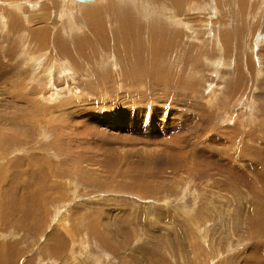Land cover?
Returning a JSON list of instances; mask_svg holds the SVG:
<instances>
[{
    "label": "rangeland",
    "instance_id": "1",
    "mask_svg": "<svg viewBox=\"0 0 264 264\" xmlns=\"http://www.w3.org/2000/svg\"><path fill=\"white\" fill-rule=\"evenodd\" d=\"M24 1L0 0V26L6 20L9 34L17 25L16 32H22L18 40L15 35L7 38L8 29L0 28V183L15 173L20 189L15 202L26 189L29 197L23 205L28 212L17 210L13 213L21 214L12 217L0 212L14 222L43 207L48 229L66 214V230L57 229L66 234V246L57 254L69 264H255L242 256L250 246L251 254L258 249L264 254V236L255 243L249 234L264 224V180L257 173L264 171V1L249 0L251 6L241 9L240 19L231 2L218 0L226 7L215 5L219 12L214 9L213 16L205 5L210 0H192L199 8H173L187 26L170 24L160 13L137 19L129 13L144 28L158 20L168 22L169 31L180 32L176 42L186 53L185 65L175 51L169 55L167 50L156 65L163 61L171 68L159 66L158 72L156 65L133 68L142 64L114 43L107 25L114 20L108 13L99 17L108 27H103L109 30L103 31L106 38L100 33L96 39L82 37L85 25L93 23L79 8L93 6V14L100 5L107 7L100 0H67L65 5L62 0H37L32 8ZM43 29L50 30L45 36L36 34ZM223 29L231 42L220 39ZM142 36L146 44L145 30ZM123 68L129 78L135 76L136 86L124 81ZM100 75L105 80L95 78ZM7 137L19 142L9 152ZM243 144L254 153L251 146H259L260 157L247 156ZM38 157L51 161L42 168L47 181L38 177ZM10 161L17 163L11 172ZM59 168L64 170L61 177ZM233 170L246 180L233 181ZM130 171L153 188L150 196L100 189L92 182L124 183ZM97 217L101 222L95 229L109 227L111 240L103 238L110 245L85 232L89 220L96 225ZM30 221L28 232L35 217ZM48 236L45 232L46 240ZM29 239L21 245H32ZM59 247L46 241L43 249ZM36 253L33 257L42 264H57L49 250L42 258Z\"/></svg>",
    "mask_w": 264,
    "mask_h": 264
},
{
    "label": "bare ground",
    "instance_id": "2",
    "mask_svg": "<svg viewBox=\"0 0 264 264\" xmlns=\"http://www.w3.org/2000/svg\"><path fill=\"white\" fill-rule=\"evenodd\" d=\"M64 1V2H63ZM78 1H81V0H78ZM87 1V0H86ZM86 1H81V2H86ZM88 1H91V0H88ZM99 1V0H98ZM231 2V4H232V6L234 5H236V9H239L238 10V15H239V18L240 19H242V16H241V14H242V10L241 9H245V6L247 5V4H249L250 5V1L249 0H247V2L246 1H244V0H236V1H234V0H224V2ZM262 1V0H261ZM264 1V0H263ZM262 1V2H263ZM6 2H7V0H6ZM9 2V1H8ZM7 2V3H8ZM24 2H26V1H24ZM36 2H40V1H37V0H28L26 3H29L31 6H29V7H34V5H33V3H36ZM66 2H67V0H62V3L61 4H63V5H65L66 4ZM100 2L101 3H99V4H105L107 7H103V5H100V9L98 8V9H95L94 10V12L95 13H93V14H91L90 13V11H91V9L93 8V6L92 7H90V6H83V7H81V8H79V10L80 9H83L82 10V12H81V14L83 15V17H85L87 20L89 19L90 20V22H92L93 24H91V25H88V26H86L85 25V28H87L86 29V31H85V33L82 35V37L83 36H94L95 37V39L96 38H98V37H100L99 36V33L100 34H104V37L106 38L107 37V34H109V30L108 29H106V28H108L109 27V29H110V33L112 34V38H114V43L116 44V43H118V44H120L119 45V48H121L124 52H126V53H128L129 54V58H134V60H135V62H141V66L140 65H135L133 68L134 69H137L138 67H139V69H140V67H142V66H145V65H149V66H155L156 65V58H161L162 56H163V53L165 52V51H167V50H169V55L172 53V51H175L176 52V55L178 56V58L180 57V59L182 60V58H183V62H181L180 64L183 66V65H185V62H184V58H185V60H186V53H185V51H184V49L182 48V46L181 45H178L177 44V42H176V39H177V37L179 36V34H180V32L178 31V28H177V31H175V32H171V31H169L168 29H169V27H167L166 26V23L168 24V22H166V21H162V22H158V20H156V22L154 21H151L150 23L151 24H149V25H145V27L146 28H144V27H142V26H140V24L138 25V23H134V21L131 19V17L129 16V13H134L135 15H133L132 16V18L134 19H137L138 17L140 18H142L143 16L145 17H151V16H156L157 15V13H160L161 15L163 14V15H165L164 17H162L164 20L166 19L167 21H169L170 22V24H174L175 26H178V25H184V26H187V24L185 23V22H182L181 21V19L182 18H180L179 16H181L180 15V13L178 12V11H174L173 10V8H175V9H179V8H181V7H187V8H199V6L197 5V3L195 2H193L192 0H100ZM224 2H221V1H218L217 0V2L216 1H214V0H210L209 2H207L205 5H206V8H208V10H209V12L211 13V15L213 14V16L215 15V12H214V9L216 8L215 7V5L216 6H219V7H224L225 6V4L226 3H224ZM261 2V3H262ZM69 3V2H68ZM109 5H108V4ZM19 4L20 3H17V4H13V6L14 7H19ZM227 4H230V3H227ZM253 4V3H252ZM264 4V3H263ZM98 5V4H97ZM233 6V7H234ZM251 6V5H250ZM264 5H261V7H263ZM54 7H56V6H54ZM200 7H202V6H200ZM219 7H218V9H219ZM222 7V8H223ZM226 7V6H225ZM260 7V6H259ZM202 8H205V7H202ZM78 9V8H77ZM218 9H215L217 12H219L218 11ZM249 9V8H248ZM203 10V9H202ZM258 10V9H257ZM66 11H69V10H66ZM92 11H93V9H92ZM91 11V12H92ZM181 11H183V10H181ZM236 11V10H235ZM244 11V10H243ZM249 11V10H248ZM0 12H2V11H0ZM73 12V11H72ZM137 12V13H136ZM260 12V11H259ZM97 13V14H96ZM101 13L103 14V13H108L109 15H111L112 16V19L114 20L113 22H111L109 19V17H108V15H107V17L109 18V19H107V20H109V22L111 23V24H107L108 25V27H107V25H106V23H105V19H104V21L102 20V18H99V17H102V15H101ZM250 13H251V10H250ZM70 14V13H69ZM182 14V13H181ZM261 14V13H260ZM1 15V14H0ZM63 15V14H62ZM73 15V14H72ZM71 15V16H72ZM101 15V16H100ZM136 15H137V18H136ZM139 15V16H138ZM161 15H159V16H161ZM74 16V15H73ZM79 16H81V15H79ZM105 14H104V18H105ZM115 16H117L118 17V19H116V17ZM70 17V16H69ZM182 17V16H181ZM156 18V17H155ZM5 19V18H4ZM14 19H16V18H14ZM144 19V18H143ZM148 19H150V18H148ZM264 19V18H263ZM2 20V19H1ZM83 20V19H82ZM87 20H83V22L85 23V21H87ZM102 20V21H101ZM259 20V19H258ZM149 21V20H148ZM224 21V20H223ZM5 22V25H1L0 26V28L2 27V30H4L5 28H10V23L9 22H7L6 20L4 21ZM138 22H139V20H138ZM226 22H228V21H226ZM8 23H9V26H8ZM159 23L160 24H162V26L165 28V29H163L160 25H159ZM146 24V23H145ZM148 24V23H147ZM178 24V25H177ZM186 24V25H185ZM209 24V23H208ZM106 26V28H104V29H106V31H107V34L105 35V30L103 29V27H105ZM110 25V26H109ZM150 25H151V27H150ZM225 22H223V24L221 25V26H224L225 27ZM170 26V25H169ZM73 27V26H72ZM84 27V26H83ZM219 27H220V25H219ZM182 28H183V26H182ZM19 29V27H18V25L16 26V27H14L13 28V30H12V32H10V34H9V30H11V29H8V30H6V32H5V34H7L6 35V37L8 38V36H11V35H15L14 36V38L16 39L19 35H20V37H21V35H22V32H16V30H18ZM206 29V28H205ZM204 29V30H205ZM208 29V28H207ZM49 31L50 29H43V30H40V31H36V34L37 33H42L41 35L42 36H45L46 35V33H47V31ZM144 30H145V32H146V36H147V40L146 41H148L146 44L143 42V41H145V39L143 38V36H142V34H143V32H144ZM209 30V29H208ZM65 30H63V32H64ZM68 32H70V30H67ZM104 31V32H103ZM51 33V32H50ZM259 33H260V31H259ZM19 34V35H18ZM57 32L54 34V36H57ZM233 34V33H232ZM245 35V34H244ZM262 35V34H261ZM81 37V36H80ZM260 37V36H259ZM151 38V39H150ZM227 33H226V29H223V31L221 32V40L224 42V41H226L227 39ZM258 38V37H257ZM149 39H150V41H149ZM216 39V38H215ZM18 40H19V37H18ZM112 40V39H111ZM229 40V39H228ZM227 40V41H228ZM134 41V42H133ZM218 40H215V43H216V47H217V49L218 50H220V44L217 42ZM137 42H139V43H141V44H138ZM229 42H231L230 40H229ZM118 44H117V46H118ZM214 45V44H213ZM214 48V47H213ZM212 48V49H213ZM60 51H62L63 52V50H60ZM40 56V55H39ZM145 56H147L148 57V59L146 60V61H144L143 60V57H145ZM173 56V55H172ZM171 56V57H172ZM44 57V56H43ZM39 59V57H34L33 56V59ZM174 58V57H173ZM32 58H31V60H33ZM40 59H42L41 57H40ZM39 59V60H40ZM45 59V58H44ZM117 59V58H116ZM118 60H119V63L118 64H120V62H122L119 58H118ZM130 60H132V59H130ZM34 61V60H33ZM36 61V60H35ZM41 61V60H40ZM42 61H43V59H42ZM216 61V60H215ZM222 61V60H221ZM133 62V61H132ZM179 62V61H178ZM134 63V62H133ZM49 64V63H48ZM61 64H63V63H61ZM76 64V63H75ZM177 64V63H176ZM67 65V64H66ZM116 65V64H115ZM62 66V65H61ZM118 66V65H117ZM161 67V68H164V67H166V68H171V64H167V63H165V62H163V61H161L158 65H156L155 67H154V71H157L156 69L158 68V67ZM175 66H177V65H175ZM160 67H159V69H160ZM192 67V66H191ZM59 68V67H58ZM50 71V72H49ZM153 71V72H154ZM160 71V70H159ZM46 72H49V73H51V70H50V68H46L45 69V73ZM61 72V71H60ZM65 72V71H64ZM158 72V71H157ZM123 79H124V81H126V82H128L129 83V81H131V83L134 85V86H136L137 85V80H136V78H135V76L133 77V79H131V78H129V76L127 75V71H126V69L125 68H123ZM105 75V74H104ZM103 75H100L99 77L98 76H96L95 78H97V80L98 81H102V79L103 80H105L104 78H105V76H103ZM95 80V79H94ZM96 80V81H97ZM95 81V82H96ZM97 81V82H98ZM120 81V80H119ZM93 82V81H92ZM158 82V81H157ZM235 84V83H234ZM127 85V84H126ZM130 86V85H129ZM128 86V87H129ZM132 86V85H131ZM236 86V85H235ZM132 88V87H131ZM18 122V121H17ZM19 125H20V122H19ZM10 129H8V131H9ZM1 131V130H0ZM8 131H7V136H12V135H10V133L8 134ZM10 131H12L11 133H14V130L13 129H11ZM16 131V130H15ZM17 133V132H16ZM4 134V133H3ZM18 134V133H17ZM17 137V136H16ZM61 137H62V135H61ZM64 137V136H63ZM14 138V137H13ZM2 139H4V138H2ZM57 139V138H56ZM59 139V138H58ZM61 139V138H60ZM19 140H20V137H19ZM5 141L7 142L6 143V145L7 146H5L6 148H8L7 150H6V152H9L11 149H12V147H16L15 146V144L16 143H19L18 142V140L15 138V140L13 141V139H12V137L10 138V137H7L6 139H5ZM58 141V140H57ZM14 145V146H13ZM18 145H20V144H18ZM17 145V146H18ZM243 145H245V144H243ZM242 145V146H243ZM254 148L257 152H252V151H250L249 149H250V146L248 145H245L244 146V149L243 150H245V153H247V156L248 155H256V157H260V152H261V148L258 146H251V148ZM262 147V146H261ZM263 148V147H262ZM15 156V155H14ZM38 156V155H37ZM250 157H252V156H250ZM15 158V157H14ZM31 158V157H30ZM170 158V157H169ZM38 159V161H37V164L39 163L40 164V166H41V174L39 173V175H38V177H39V179H41L42 178V181H47V179H45V177H47V173L45 172H42V168H46L48 165H50V163H51V161L50 160H48V161H45V159L43 158H40V157H38L37 158ZM37 159H33V160H37ZM68 159V158H67ZM170 160L171 161H173L171 158H170ZM261 160H262V158H261ZM20 161V160H19ZM70 161V160H69ZM72 161H75V159H73L72 158ZM11 162V161H10ZM8 163V168H9V172H11V171H13L12 170V168L14 167V166H16L17 165V163L16 162H11V163ZM77 162V160L75 161V163ZM71 163V162H70ZM78 163V162H77ZM63 164V163H62ZM12 165H13V167H12ZM58 167V166H57ZM64 167V166H63ZM195 167V166H194ZM211 167V166H210ZM220 167V166H219ZM223 167H224V165H223ZM48 168V167H47ZM212 168V167H211ZM225 168V167H224ZM210 169V168H209ZM56 170H58L59 171V173L61 172V174H59L58 176L59 177H61V175H64V173L62 172V171H64L63 169H56ZM259 170L260 171H258L257 173H258V175H259V178L260 179H263L264 180V176H262V174H264L263 172V170H262V168H259ZM67 172V171H66ZM44 173V174H43ZM79 173V172H78ZM235 174L236 175V177H233V174ZM232 176H230L229 174V176L232 178V180L234 181L235 180V178H238V181H240V180H246V178H245V176H242L241 177V175H243V174H241L240 172H236V171H232ZM67 174V173H66ZM83 174V173H82ZM81 174V175H82ZM52 175V174H51ZM126 175L127 176H125L124 178H125V182L124 183H119V184H116L115 182H113V181H110V180H106V182L104 183V181H103V183H102V181L100 180V179H98V181H92L93 182V184H96V183H98V185H99V187H100V189H103V188H109V189H113L114 190V192L115 191H117V190H120V191H124V192H133V193H137L138 195H142V196H145V197H148V196H150V192L152 191V187L149 185V184H147V183H145V181H144V179H139L138 180V178L136 177V175L133 173V171H130L129 173H126ZM29 176H30V178L31 179H33V178H36V174L34 173V172H30V174H29ZM129 176V177H128ZM14 177H15V173H10L9 175H8V179L5 181V182H3V183H0V184H2V186H0V210H2V209H4L6 212H7V214L6 215H9V216H14V215H19V214H21V213H18V214H15V213H13V212H15V211H20V212H24V213H26V212H28V208L26 209L25 208V206L23 205L24 204V201L27 199V197H29V195H27V194H25L26 192H28V191H26V189H22V191H21V193H22V198H21V200H19V201H17V202H15V198H16V193H19L20 194V189L18 190L16 187H17V183L14 181ZM54 177V176H53ZM63 177V176H62ZM229 178V177H228ZM31 179H30V182H31ZM51 179V178H50ZM70 179V178H69ZM79 179V178H78ZM230 179V178H229ZM52 181V180H51ZM0 182H2L1 180H0ZM50 183V182H49ZM48 183V184H49ZM73 183V182H72ZM263 184H264V182H263ZM245 185H247V184H245ZM51 186V185H50ZM59 187V186H58ZM264 187V185L263 186H261V188H263ZM50 188V187H49ZM29 188H27V190H28ZM44 190V189H43ZM258 191V190H257ZM256 191V192H257ZM29 194V193H28ZM32 194V193H31ZM37 194V193H36ZM31 196V195H30ZM259 196H262V195H258V197ZM33 198V197H32ZM35 198V197H34ZM58 198H60V195H59V197ZM28 201V200H27ZM32 201V200H31ZM62 201V200H61ZM260 201H263V199L262 198H260ZM112 202V201H111ZM29 203H31V202H29ZM28 204V203H27ZM52 204V203H51ZM82 204V203H81ZM104 204V203H103ZM84 205V204H83ZM110 205V204H109ZM28 206H30V205H28ZM79 204L77 205V206H74L73 208H72V210H75V209H78L79 208ZM82 206V205H81ZM33 208H34V206H33ZM41 208H43V207H40V209H39V211H36L37 210V208H36V210H34V211H36L34 214H32V213H30L28 216H26L27 218H28V220L30 221V218H34V215H36L37 217H39V218H41L42 219V224H43V227L44 226H46V227H48V225H46L47 223V220H48V217L47 216H45V214H44V212L42 211L43 209H41ZM85 209V208H84ZM45 210V209H44ZM68 210L69 209H67V212H68ZM81 210V209H80ZM102 210V209H101ZM29 211H32V209L30 208L29 209ZM41 211V212H40ZM70 212V211H69ZM254 212V211H253ZM43 213V214H42ZM59 213V212H58ZM57 213V214H58ZM65 213H66V211H65ZM89 213V212H88ZM84 214V212L82 213V215ZM1 215H3L1 212H0V222H2L1 221V219H3V217L1 218ZM48 215H49V213H48ZM260 215H261V213H260ZM5 216V215H4ZM35 216V217H36ZM61 216L63 217V219L62 218H60V219H58L57 220V222H53L52 224H51V226H49V229H48V231H47V235L49 234V236H48V239L46 240V241H48V243L49 244H51L53 247H56V246H59V245H61V247H59L58 249H52V248H48V250H49V252L51 253V255H56L57 254V252L58 251H60V250H62V249H60V248H64V246H66L65 245V239L63 238L64 236H62V235H64L65 233H63V234H61V233H59V229H63V231L64 230H66V228H67V220H66V214H61ZM87 216V215H86ZM95 216V215H94ZM7 217V216H6ZM91 217V216H90ZM105 217H106V215H105ZM204 217V216H203ZM96 218V217H95ZM98 218V217H97ZM104 218V217H103ZM259 218H262L263 219V216H259ZM24 219V218H23ZM246 219V218H245ZM252 219V218H251ZM24 220H26V219H24ZM34 220V219H33ZM37 220V219H36ZM40 220V219H39ZM38 220V221H39ZM101 220V218L99 219L98 218V220H96V225L95 224H93V219H90L89 221V226H87L86 227V229H88V231L87 230H85V232L87 233L88 232V234L89 235H91V236H93V234H94V236L95 235H97V238L98 239H103V242L105 241V242H107L108 244H109V239H110V237H109V227L108 226H105V225H101V227H100V229H99V227H98V229L99 230H97V229H95V228H97L96 226H97V224L98 225H100V221ZM103 220V222L105 223L106 222V220H104V219H102ZM8 221V220H7ZM6 221V222H7ZM12 221V220H11ZM15 221V220H14ZM262 221V220H261ZM261 221H260V224H261ZM4 222H5V220H4ZM22 222V221H21ZM102 222V223H103ZM11 223V222H10ZM19 223V222H18ZM25 223H26V221H25ZM16 224V223H15ZM10 225V224H9ZM8 225V226H9ZM26 225V224H25ZM38 225V224H37ZM40 225V224H39ZM111 225H113V224H111ZM258 225V224H257ZM256 225V226H257ZM22 226H23V224H22ZM42 226V225H41ZM15 227V226H14ZM20 227V226H19ZM94 228V229H93ZM58 229V230H57ZM6 230V229H5ZM20 231V230H19ZM61 231V230H60ZM22 232V231H21ZM110 232H111V229H110ZM9 233H10V231H9ZM250 234V239L251 240H254L255 241V243H257L258 242V240L256 239V237L257 238H259V237H261V234H262V236H264V224H262L261 226H258L257 227V231H255L254 232V234H253V236H252V232H250L249 233ZM66 235V234H65ZM88 235V236H89ZM103 237H109V239H105V238H103ZM96 239V238H95ZM101 239V240H102ZM8 240V239H7ZM100 240V241H101ZM111 240V239H110ZM1 241V240H0ZM4 241V240H3ZM79 241H81V240H79ZM79 241H78V243H79ZM67 242V241H66ZM82 242V241H81ZM88 242V241H87ZM112 242V241H111ZM124 242V241H123ZM253 242V241H252ZM251 242V243H252ZM110 245V244H109ZM254 245V244H253ZM257 245V244H256ZM258 245H260V244H258ZM249 249V250H248ZM247 250H248V252L247 253H245V251H243L245 254H246V256H242L243 258H247V260L248 259H251V260H253L254 261V263L255 264H264V263H262V262H264V259L262 258V257H264V254L261 252V249H258L257 250V254H259V255H257L256 253L255 254H251L252 253V250L254 249V247H252V246H250L249 248H248ZM20 249H18V251H19ZM254 251V250H253ZM7 252L8 251H4L3 252V255H2V253H1V250H0V264H1V261L3 260V257L4 258H6V260L8 259V254H7ZM63 252V251H62ZM81 252V251H80ZM256 252V251H255ZM19 253V252H18ZM59 253V252H58ZM20 254V253H19ZM82 254H84V252L82 253ZM11 255V254H10ZM39 255V254H38ZM60 255H62V254H60ZM88 255V254H87ZM17 256V255H16ZM83 256V255H82ZM84 256H85V254H84ZM10 257V256H9ZM18 257V256H17ZM241 257V258H242ZM13 258V257H12ZM16 258V257H15ZM36 257H30V258H27V259H24V260H26V261H30L31 263H33L34 261H32V260H34ZM240 258V257H239ZM14 259V258H13ZM259 259H261V260H259ZM12 260V259H11ZM23 260V261H24ZM244 260V259H243ZM251 260H250V262H251ZM21 261V260H20ZM208 261V260H207ZM246 261V260H245ZM244 261V262H245ZM262 261V262H261ZM8 262V261H7ZM11 262V261H10ZM261 262V263H260ZM12 263V262H11ZM10 263V264H11ZM18 263V262H17ZM25 263V262H24ZM38 263L39 264H42L41 262H39V260H38ZM247 263V262H246ZM8 264V263H7ZM34 264V263H33Z\"/></svg>",
    "mask_w": 264,
    "mask_h": 264
},
{
    "label": "crops",
    "instance_id": "3",
    "mask_svg": "<svg viewBox=\"0 0 264 264\" xmlns=\"http://www.w3.org/2000/svg\"><path fill=\"white\" fill-rule=\"evenodd\" d=\"M5 171H7V169H5ZM35 216L36 215H34V217ZM2 217H3V219L5 218L6 220H8V222L7 223L4 221L0 222L1 223L0 224V240H1L0 241V250H1L2 255H3V252L5 250L8 251L7 252L8 259L6 260V258L3 257L1 264H7V263L10 264L11 262H12L11 264H33V263L39 264L38 263V258H39L38 256L34 260H32V261H34L33 263H31L30 261H26L24 259L29 254H31V256L33 257L35 255L36 251L41 254L39 256L42 258L43 257L42 255L46 254L48 251V249H47V251L44 252V249H43L44 243H46L45 232H47L48 228H46L45 226L43 227L42 219L36 216L35 221H34L35 226H34L33 230L28 232V228L33 227V221H29L26 216L23 217L26 220H24L23 218H18L20 220H17V218H16V221H14V222H13V219H10V217H8V216L6 217V215L4 216V214L1 215V218ZM25 221H26V223H25ZM9 223H10V225H9ZM13 223H14V225H11ZM22 224H23V226H22ZM9 231H10V233H9ZM27 238H28V240H30L29 238H32L31 240H33L34 242L32 243V245L28 244L27 246L23 247L21 245V243ZM18 249H20V250L18 251ZM64 257L65 258L68 257V247H65V249H64ZM56 258H57V262H56L57 264H69L68 258H66L65 260H62L61 255L59 256L58 254H56Z\"/></svg>",
    "mask_w": 264,
    "mask_h": 264
},
{
    "label": "water",
    "instance_id": "4",
    "mask_svg": "<svg viewBox=\"0 0 264 264\" xmlns=\"http://www.w3.org/2000/svg\"><path fill=\"white\" fill-rule=\"evenodd\" d=\"M81 1H86V0H81ZM88 1V0H87Z\"/></svg>",
    "mask_w": 264,
    "mask_h": 264
}]
</instances>
